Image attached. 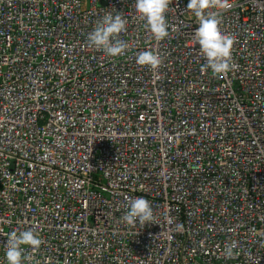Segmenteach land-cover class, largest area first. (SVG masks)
Masks as SVG:
<instances>
[{
    "label": "built area",
    "instance_id": "2783aa9c",
    "mask_svg": "<svg viewBox=\"0 0 264 264\" xmlns=\"http://www.w3.org/2000/svg\"><path fill=\"white\" fill-rule=\"evenodd\" d=\"M135 2L0 0V264L29 228L44 243L25 264H264V0L220 12L223 76L201 71L189 0L161 41ZM109 12L127 21L116 57L87 42ZM139 196L155 220L129 226Z\"/></svg>",
    "mask_w": 264,
    "mask_h": 264
},
{
    "label": "clouds",
    "instance_id": "9594fccd",
    "mask_svg": "<svg viewBox=\"0 0 264 264\" xmlns=\"http://www.w3.org/2000/svg\"><path fill=\"white\" fill-rule=\"evenodd\" d=\"M172 0H136L135 9L139 17L146 21L145 27L153 35L155 40L161 41L169 36V25L166 13ZM233 7L231 0H189L187 9L192 11L198 20L199 26L195 29L194 39L200 46V52L206 59L201 71L210 69L214 75L223 76L234 70L237 65L232 60V48L235 37L223 32L220 28V12ZM217 11H207L208 9ZM127 31V21L121 14L112 15L106 13L102 19L88 34L89 47L102 50L109 56L123 55L128 49L127 42L119 39V34ZM162 56L153 50H145L137 53L136 63L157 70L163 64ZM155 216L149 200L139 196L130 199L127 211L122 216V221L129 226L139 223L142 227L146 223H154ZM44 243L38 231L13 230L7 239L5 258L7 264H25L29 258L25 254L23 246L39 249ZM29 264H32L29 260ZM35 264H42L35 261ZM43 264H48L47 261Z\"/></svg>",
    "mask_w": 264,
    "mask_h": 264
}]
</instances>
